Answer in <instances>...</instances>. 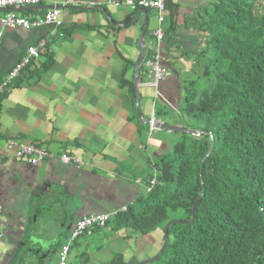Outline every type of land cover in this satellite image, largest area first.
<instances>
[{"label": "crops", "instance_id": "0c3cea01", "mask_svg": "<svg viewBox=\"0 0 264 264\" xmlns=\"http://www.w3.org/2000/svg\"><path fill=\"white\" fill-rule=\"evenodd\" d=\"M64 1L41 0L37 7L19 14L38 16ZM71 1L74 6L62 9L58 27L0 31V81L28 48L44 42L38 59L0 95L2 262L8 254L23 260L17 257L26 244L25 240L20 244L21 238H27L20 231L22 226L58 229L65 225L67 212L75 215V222L92 214L112 215L144 194L155 174L153 165L169 151L167 145L178 139L172 135L176 133L150 132L146 121L187 130L179 113L183 78L190 76L194 54L202 44L195 21L209 0H172L165 9L164 39L158 49L164 66L175 75L156 88L147 85L150 80L142 64L134 85L139 41L143 32L144 48L152 41L157 27L154 13L147 11L145 19L124 6L106 5L123 0ZM48 60V70L39 76ZM19 144L37 145L52 156H74L83 166L77 170L51 159L30 167L13 156ZM45 200L50 203L43 204ZM6 229L8 240L4 239ZM123 231L116 232L129 251V256L119 254L123 264L131 261L133 253L136 264L148 259L143 260L141 252L148 245L151 255L159 252V233L142 237ZM44 255L40 252V260Z\"/></svg>", "mask_w": 264, "mask_h": 264}, {"label": "trees", "instance_id": "16d2710c", "mask_svg": "<svg viewBox=\"0 0 264 264\" xmlns=\"http://www.w3.org/2000/svg\"><path fill=\"white\" fill-rule=\"evenodd\" d=\"M195 23L203 41L190 72L196 80L182 85L179 113L186 129L203 134L176 133L153 165V190L105 228L142 237L159 232L162 247L166 225L188 222L201 195L189 224L168 227L167 246L153 263L264 264V0H209ZM121 258L107 264H123Z\"/></svg>", "mask_w": 264, "mask_h": 264}, {"label": "built area", "instance_id": "2783aa9c", "mask_svg": "<svg viewBox=\"0 0 264 264\" xmlns=\"http://www.w3.org/2000/svg\"><path fill=\"white\" fill-rule=\"evenodd\" d=\"M41 0H0V31L2 30H31L42 27H58L59 16L62 9L74 6L71 0H65L58 6L45 11L38 16H23L19 12L23 9H32L40 4ZM107 6L119 8L124 6L130 12L135 13L140 10L152 11L155 15L157 27L153 30L151 37L152 41L144 48V57L142 65L146 77L150 80L147 85L156 88V86L165 81L171 76V71L164 66L163 58L159 52V44L164 39L162 25L165 21V0H123V1H108ZM94 5H89L93 7ZM44 48V42H40L36 47H30L26 50L25 55L16 63L6 74L3 80L0 81V95L4 94L10 88L12 82L17 79L20 73L30 65V63L39 57L40 50ZM158 95H156L157 98ZM155 120L149 122V131L155 130ZM197 137L198 135H194ZM15 160H23L30 167H36L41 162H46L54 159L57 163L63 166H70L75 169H80L83 166L82 161L74 156L66 154H58L52 156L45 149L34 144H19L14 152ZM156 185L155 174L148 180L145 187V193H150ZM116 213L88 215L83 216L75 222L70 241L73 242L84 233L89 232L93 228L104 229L110 217ZM2 233L0 232V240ZM70 251L69 244L61 247L57 254L56 264H65Z\"/></svg>", "mask_w": 264, "mask_h": 264}, {"label": "rangeland", "instance_id": "374dc122", "mask_svg": "<svg viewBox=\"0 0 264 264\" xmlns=\"http://www.w3.org/2000/svg\"><path fill=\"white\" fill-rule=\"evenodd\" d=\"M194 79L196 80V75L194 74L190 75L189 78H183L184 83ZM198 82L203 84V80L201 78H199ZM187 130L191 131L189 129ZM172 135H175V137L177 136L176 134ZM172 146L173 144L169 143L167 145V149L171 150ZM42 203L48 205L50 201L45 200L42 201ZM19 212L20 210L16 213ZM73 218H75V215L67 212V221L65 225L58 229L46 227L40 224H36L34 230H32L31 227L27 229V227L22 226L20 231L21 233H24L27 238H21L20 244L24 243V240L26 244L23 245L22 249L17 254V257H22L23 260H15L16 254H8L3 262L0 261V264H56L58 259L56 251L58 248L60 249L61 246L67 244H69L71 250L69 251L65 264H107L113 257H115V255L125 254L129 256V254H127L129 251H127L126 242L123 238L118 237L117 233L111 232V229L108 226L105 229L89 232L88 235H82L75 241L71 242L70 237L75 225V219L73 220ZM123 232L127 231L124 230ZM158 235H160V233ZM4 239H9L8 229L5 230ZM28 240L32 243L28 244ZM25 249H27L28 252H23ZM40 252L45 254V258L42 260L39 258ZM141 252L143 260H145V258L151 259L155 256L151 255V245L142 249ZM83 254L85 257L80 260L79 257ZM136 258L137 257H135V254L133 253L132 259L128 264H134ZM150 264L154 263L152 262Z\"/></svg>", "mask_w": 264, "mask_h": 264}, {"label": "water", "instance_id": "95a60500", "mask_svg": "<svg viewBox=\"0 0 264 264\" xmlns=\"http://www.w3.org/2000/svg\"><path fill=\"white\" fill-rule=\"evenodd\" d=\"M23 10H30V9H23ZM23 10H21V11H23ZM83 10H85V9H83ZM99 11H101L104 15H106L105 12H103V10L100 9ZM139 15H142V16L146 19V17H147V12L144 11V10H140V11H138V13H137V17H138ZM132 23H134V21H133ZM132 23H131V24H132ZM126 26H127V25H121V27H126ZM143 35H144V32H143L142 35H141V38H140V41H139V46H138L139 49H140V51H141V55H140V57L138 58V60H137V62H136V65H135V69H134V85H135L136 82H137V78H138V69H139V67H140V65H141V63H142L143 57H144V42H143ZM171 68H172V67H171ZM171 75H175V72H174V70H172V69H171ZM145 124H149V121H146ZM154 128L157 129V130H159V131H164V132H167V133H183V134H187V135H190V136H194V135H198V136H200V135L203 134V133H199V132H196V131H188V130H185V129L181 128V127H176V126H166V125H163V124H161V123H159V122H155V124H154ZM210 140H211V138H210ZM212 148H213V142H212V140H211V144H210L209 151H208V153L205 155V157L203 158V160H202V164H203L204 161L208 158L209 154L211 153ZM202 164H201V165H202ZM200 200H201V195L198 197L197 201L195 202V204H194V205L192 206V208H191V219H190L188 222H186V221H181V220H173V221H170V222L166 225V227H165V229H164V232H163L164 242H163V245H162L161 249H160L159 252L157 253V255H156L155 257L151 258V259H147V260H145V261H143V262H140V263H138V264H150V263H152V262H154L155 260L158 259V257L160 256V254L165 250V248H166V246H167V243H168V240H167V229H168V227H169L171 224H179V225L189 224V223L194 219V212H195V209H196L197 205L199 204Z\"/></svg>", "mask_w": 264, "mask_h": 264}]
</instances>
